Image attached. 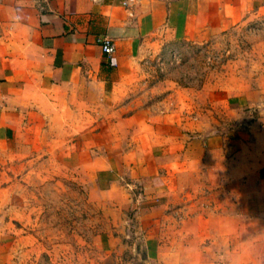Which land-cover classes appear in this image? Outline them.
Segmentation results:
<instances>
[{
    "label": "rangeland",
    "instance_id": "rangeland-1",
    "mask_svg": "<svg viewBox=\"0 0 264 264\" xmlns=\"http://www.w3.org/2000/svg\"><path fill=\"white\" fill-rule=\"evenodd\" d=\"M205 39L160 37L142 47L111 101L122 109L113 112L124 125L98 159L117 168L155 120L180 123V140L152 142L169 160L161 165L169 186L164 233L170 246L204 264H219L225 252L241 249L259 259L264 101L257 104L252 92L264 87V20L247 18ZM210 166L220 170L213 183ZM99 167L77 168L67 156L47 154L7 162L0 173V226L14 264H97L124 246L122 235L132 226L124 222L126 212L100 198Z\"/></svg>",
    "mask_w": 264,
    "mask_h": 264
},
{
    "label": "crops",
    "instance_id": "crops-1",
    "mask_svg": "<svg viewBox=\"0 0 264 264\" xmlns=\"http://www.w3.org/2000/svg\"><path fill=\"white\" fill-rule=\"evenodd\" d=\"M247 18L264 20V0H135L129 7L122 0H0V173L8 161L46 154L67 156L77 168L100 166V198L126 212L132 228L124 246L97 264H204L197 254L188 260L164 233L169 186L161 162L169 160L152 142L180 140V123L155 120L117 168L98 155L124 125L111 101L143 46L160 37L203 42ZM104 37L115 47L110 57L98 43ZM252 95L263 103L264 87ZM219 174L207 168L210 182ZM258 199L264 210V178ZM10 249L0 226V264H14ZM243 250L225 252L219 264H264V252L251 260Z\"/></svg>",
    "mask_w": 264,
    "mask_h": 264
},
{
    "label": "built area",
    "instance_id": "built-area-1",
    "mask_svg": "<svg viewBox=\"0 0 264 264\" xmlns=\"http://www.w3.org/2000/svg\"><path fill=\"white\" fill-rule=\"evenodd\" d=\"M134 2L135 0H122V5L124 7H129ZM98 43L100 45L102 53L107 57H110L115 53V47L108 38L104 37L100 39Z\"/></svg>",
    "mask_w": 264,
    "mask_h": 264
}]
</instances>
